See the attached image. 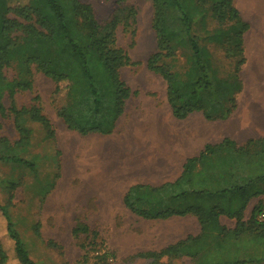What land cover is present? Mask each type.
Segmentation results:
<instances>
[{
  "label": "trees",
  "instance_id": "trees-1",
  "mask_svg": "<svg viewBox=\"0 0 264 264\" xmlns=\"http://www.w3.org/2000/svg\"><path fill=\"white\" fill-rule=\"evenodd\" d=\"M11 1L0 0V117L13 116L20 139L12 146L0 137V149L7 150L5 155H0V161L34 170V162L13 154L31 143V130L23 126V121L40 124L53 140L55 130L44 113L39 95L29 106L17 107L14 102L18 94L33 91V67L53 81L55 93L65 92L66 102L58 116L69 130L82 136H109L115 132L133 95L121 73L133 63L117 44L115 30L122 22L118 15H114L110 26L103 27L93 6L82 0H27L13 6ZM116 1L124 4L127 0ZM151 1L157 50L147 65L166 82L167 100L175 118L184 120L191 113L202 112L210 121L229 119L238 108L237 97L243 90L240 74L246 64L245 35L250 30V24L236 7V0ZM174 12L180 16L181 31L168 24ZM209 13L220 26L213 31L207 27ZM136 17V9L128 8L123 21L125 29L133 28ZM194 25L200 26L208 44L226 58L237 60L228 79L221 80L208 48L191 36ZM228 25L229 29H222ZM181 32L189 40L192 51L184 73L176 65L175 44ZM131 33L134 36L135 30ZM14 68L18 74L9 79L6 71ZM7 99L11 100L9 108ZM2 188L9 192V201L0 204L6 228V242L0 239V264H12L15 260L17 264H46L32 259L13 221L10 206L17 183L0 174ZM262 196L264 137L244 144L230 138L217 145L208 144L198 157L187 160L181 177L174 183L160 187L137 184L124 198L131 213L147 220L195 216L202 234L160 251L139 252L136 258L152 260L150 264H158L164 258L183 257L190 258L191 264H263L264 222L258 220V215L264 205L260 202L250 220L243 221L250 202ZM221 216L236 220V228L221 227ZM72 234L76 239L81 234L91 235L93 241L89 245L98 244V232L80 219ZM10 243L12 248L7 246ZM82 248L85 264H108L106 254L101 255L96 247L87 251L85 245ZM258 249L260 252H256ZM91 253L94 263H89Z\"/></svg>",
  "mask_w": 264,
  "mask_h": 264
},
{
  "label": "rangeland",
  "instance_id": "rangeland-1",
  "mask_svg": "<svg viewBox=\"0 0 264 264\" xmlns=\"http://www.w3.org/2000/svg\"><path fill=\"white\" fill-rule=\"evenodd\" d=\"M26 1L12 0L11 5ZM82 1L93 6L103 27L111 25L115 14L122 19L115 30L116 40L133 63L121 71L124 81L133 91L127 103V112L112 136H82L71 131L58 116L59 109L66 102L65 92L55 93L53 81L33 67V91L18 94L14 102L17 107L29 106L39 95L44 113L53 123L55 139L48 138L40 124L23 121V126L31 130V143L26 149L14 150L13 154L34 162L35 169L0 161V174L17 183L10 212L32 259L46 264H85L82 248L85 245L86 251L96 247L101 255L106 254L108 264H150L152 260L136 258V254L148 251L152 240L148 238V232L153 227L148 228L146 223V231L142 229L139 218L124 206L119 197L111 196L105 178H109L110 173L115 178L116 175L124 178L133 153L145 155L156 151V141H150L147 135L152 129L153 116L167 105V86L162 77L147 65L148 59L157 50L153 3L151 0H127L124 4L116 0ZM235 4L251 28L245 35L246 64L240 74L244 89L237 97L238 109L230 122L233 126L238 125L239 131L247 123L248 128L254 129L253 136L258 137L264 134V130H257L264 127V0H236ZM130 7L136 9L137 17L133 28L127 30L123 21ZM168 24L177 31L183 29L176 12L170 14ZM207 27L211 31L220 27L211 13L207 18ZM133 30L134 36L131 33ZM191 36L202 47L208 48L212 61L220 70L221 80L228 79L237 60L226 58L208 44L199 25L193 26ZM175 47L177 69L184 73L192 54L184 32L180 33ZM17 74L15 68L6 71L9 79ZM5 102L9 108L11 100ZM0 137L6 138L12 146L19 141L13 116L0 117ZM6 153L7 150L0 149L1 156ZM8 198L9 192L0 189V204L6 205ZM259 203L264 205V196L252 201L253 208ZM251 210L252 207L249 214ZM79 219L98 232L97 245H89L93 241L91 235L81 234L79 239L73 236L72 230ZM4 221L0 212V239L6 242ZM7 246L13 247L12 243ZM10 254H13L12 249ZM94 262L95 257L91 253L89 263ZM187 262L189 260L164 258L158 264ZM11 263L17 264V261Z\"/></svg>",
  "mask_w": 264,
  "mask_h": 264
},
{
  "label": "crops",
  "instance_id": "crops-1",
  "mask_svg": "<svg viewBox=\"0 0 264 264\" xmlns=\"http://www.w3.org/2000/svg\"><path fill=\"white\" fill-rule=\"evenodd\" d=\"M126 112L127 106L123 116ZM235 112L227 120L210 121L202 112L191 113L186 119L179 120L175 118L167 100L166 107H163V109L153 116L152 129L147 135L150 141H156L155 153H148L149 155L133 153L130 167L127 166L128 169L123 174H126L124 178H120V175H116L115 178L113 173H110L109 178H105V183H108L107 187L110 190L109 192H111V196L114 198L119 197L124 204L125 195L132 186L142 184L160 187L167 183H174L181 177L187 160L198 157L208 144L217 145L227 138L236 141L238 144H244L250 139L264 137V134L258 137L253 136L254 129H252L253 127L248 128L247 123L241 127L240 133L238 130L239 126H233L230 122ZM122 117L119 119L117 128L113 134L118 130ZM257 130L261 132L264 130V127H258ZM93 135L103 136L99 134ZM252 201L245 211L244 222H248L251 218L252 213L249 214V211L251 207V211L253 212L254 210ZM137 217L141 221L144 231H146V223H148V228L150 226L153 227L151 232L150 230L148 232V238L152 239L150 246L147 247L148 251H160L170 245L178 244L190 237H199L202 234V227L198 218L192 215L185 217L175 216L167 220H147L139 216ZM219 224L228 230H234L237 226V221L226 216H221ZM153 241L155 246H153ZM241 249L244 248L241 247ZM253 249L255 248L253 247ZM181 260H189V263L187 262L186 264L191 263V259L188 257H183Z\"/></svg>",
  "mask_w": 264,
  "mask_h": 264
},
{
  "label": "built area",
  "instance_id": "built-area-1",
  "mask_svg": "<svg viewBox=\"0 0 264 264\" xmlns=\"http://www.w3.org/2000/svg\"><path fill=\"white\" fill-rule=\"evenodd\" d=\"M258 220L264 222V210L258 215Z\"/></svg>",
  "mask_w": 264,
  "mask_h": 264
},
{
  "label": "bare ground",
  "instance_id": "bare-ground-1",
  "mask_svg": "<svg viewBox=\"0 0 264 264\" xmlns=\"http://www.w3.org/2000/svg\"><path fill=\"white\" fill-rule=\"evenodd\" d=\"M262 30V29H261ZM258 32V31H257ZM255 35H256V33H255ZM257 36V35H256ZM256 39V38H255ZM254 42H255V40H254ZM260 48V47H259ZM131 134V133H130ZM66 138V137H65ZM70 141V140H69ZM107 144V143H106ZM78 145V144H77ZM66 149V148H65ZM75 150V149H74ZM144 150V149H143ZM73 152H75V151H73ZM65 153V152H64ZM79 153V152H78ZM76 154H77V152H76ZM63 164H64V162H63Z\"/></svg>",
  "mask_w": 264,
  "mask_h": 264
}]
</instances>
